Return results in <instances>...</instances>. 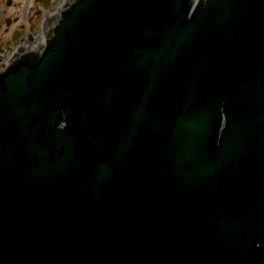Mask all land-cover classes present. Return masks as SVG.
<instances>
[{"label":"water","instance_id":"obj_1","mask_svg":"<svg viewBox=\"0 0 264 264\" xmlns=\"http://www.w3.org/2000/svg\"><path fill=\"white\" fill-rule=\"evenodd\" d=\"M0 69V264H264V0H74Z\"/></svg>","mask_w":264,"mask_h":264},{"label":"flooded vegetation","instance_id":"obj_2","mask_svg":"<svg viewBox=\"0 0 264 264\" xmlns=\"http://www.w3.org/2000/svg\"><path fill=\"white\" fill-rule=\"evenodd\" d=\"M74 0H0V69L28 56L45 38L43 23Z\"/></svg>","mask_w":264,"mask_h":264}]
</instances>
